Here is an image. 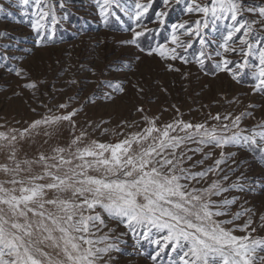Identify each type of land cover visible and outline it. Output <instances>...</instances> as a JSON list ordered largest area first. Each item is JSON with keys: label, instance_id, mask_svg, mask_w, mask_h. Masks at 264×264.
Returning <instances> with one entry per match:
<instances>
[{"label": "snow or ice", "instance_id": "obj_1", "mask_svg": "<svg viewBox=\"0 0 264 264\" xmlns=\"http://www.w3.org/2000/svg\"><path fill=\"white\" fill-rule=\"evenodd\" d=\"M112 2L104 0L101 16ZM19 3L27 6L30 0ZM34 3L36 19L31 28L39 35L45 28L42 21L51 15L55 23L57 17L53 11L45 10L48 5L43 0ZM150 3L151 0L148 4L137 0L132 16L135 26L129 29L131 37L121 43L139 47V39L153 32L143 21ZM163 3L168 6L169 0ZM186 12L199 14L200 18L193 23L171 25L166 44L150 49L141 47L140 51L158 56L169 72L181 71L175 66L176 61L194 62L203 69L205 59L214 55L219 58L214 64L216 71L226 72L236 83H242V74L251 70L252 91L264 94V6H249L245 0H207L203 4L189 0ZM245 13L256 18L247 19ZM165 15L156 13L161 25ZM222 21L226 35L210 55L203 32ZM256 25L260 26L259 31ZM193 38L200 40L201 51L190 58L188 50ZM229 55H238L242 60L235 62ZM250 57L257 62L251 63ZM233 64L235 71L230 67ZM126 67L131 71L130 65ZM9 71L24 76L23 69ZM24 87L36 89L37 83H26ZM108 87L115 93L125 92L119 83H109ZM133 87L138 94L144 91L139 85ZM105 98L113 97L106 93ZM235 102V98L226 100L229 104ZM58 108L67 109V105L62 103ZM136 111L141 113L143 126L137 121H122V128L135 126L139 130L115 133L123 137L115 143L89 139L88 132L81 129L66 146L57 145L50 153L40 152L34 158L20 159L18 145L36 135L51 138L63 124L74 132L77 109L42 116L22 130L0 131V152L6 153L7 160L0 163V174L6 177L0 180V264H112L111 253L120 249L116 243L108 242L119 239L110 236L115 229L108 227L109 221L161 248L170 244L180 264H264V255L259 254L264 252V237L252 235L257 227L253 226L255 213L251 209L232 213L231 218L217 219L229 216L237 198L216 201L212 197L233 189L243 191V186L235 183L224 186L219 180H212L207 187L195 186L206 181L209 174L224 171L221 165L236 155L224 152L228 146H258L264 152V146H260L264 143V123L257 125L262 130L254 128L248 134L240 128L241 120L252 115L248 111L235 116L231 112L209 113L208 119L216 121L211 126L207 121H185L179 109L176 118L164 123H158L160 118L149 116L142 107ZM189 143L197 146L188 148ZM209 146L220 149V157L212 166L193 171L210 158L212 153L204 152ZM197 153H203L202 159H193ZM188 161L192 163L185 167ZM223 180H228L227 174ZM241 216L248 218L236 224ZM259 221L258 227L264 228V214H260ZM104 228L108 231L96 237ZM236 231L245 234L236 235ZM158 235L160 238L152 239ZM157 256L152 257L153 261Z\"/></svg>", "mask_w": 264, "mask_h": 264}, {"label": "rangeland", "instance_id": "obj_2", "mask_svg": "<svg viewBox=\"0 0 264 264\" xmlns=\"http://www.w3.org/2000/svg\"><path fill=\"white\" fill-rule=\"evenodd\" d=\"M103 2L104 0H43L48 5L45 10L53 11L57 20L53 23L49 15L42 21L45 28L38 35L31 28L32 21L36 19L34 0H30L27 6L21 5L19 0H0V8L3 9L0 11V33L3 34L0 35V131L22 130L32 120L42 116L59 115L74 108L78 110L74 117L77 122L74 132L67 124H63L58 126L51 138L36 135L22 141L18 145L20 159L34 158L40 152L50 153L57 145L66 146L73 135H79L81 129L88 132L89 139L115 143L123 138L115 133L139 130L135 126L122 128V121H137L143 126L141 113L136 111L138 107H142L149 116H158V123L170 122L177 117L176 109H179L185 121H207L209 126L216 123L208 119L209 113L215 115L231 112L235 116L248 111L252 115L241 120L240 128L246 129L248 134L254 128L262 130L257 125L264 123V94L252 91L250 85L254 81L251 70L242 74V83H236L228 73L215 69V61L219 58L212 54L217 43L222 42L223 35H226L225 22H219L215 27L210 25L203 32V38L207 41L206 51L212 55L211 59H205L203 69L194 62L181 64L176 61L175 66L181 71L169 72L163 60L155 55H147L140 48L150 49L166 44L171 25L185 21L193 23L199 19V14L186 12L189 0H180L179 3L177 0H169L168 6L164 5L163 0H151L143 21L153 32L139 39V47L121 43L131 37L129 29L135 26L132 16L137 0H114L107 7L105 15L101 16L100 6ZM139 2L148 4L149 0ZM198 2L203 4L207 0ZM245 3L249 6H264V0H245ZM157 12L166 13L163 25L157 20ZM244 16L247 19L256 18L249 13ZM254 27L259 31V25ZM236 35L238 37L240 34ZM236 44L238 45V40ZM200 51V40L193 38L192 47L188 50L189 57L193 58ZM229 59L241 62L242 57L229 55ZM250 62L257 61L250 57ZM127 65L131 66V71ZM230 67L236 70L235 64ZM9 69H23V78ZM184 73L187 75L184 76ZM32 82L37 83L36 89L24 87L26 83ZM109 83L123 85L125 92H113L108 87ZM134 84L143 88V93L138 94ZM106 93L113 98L106 99ZM234 98L235 103H226V100ZM62 103L67 105V109L58 108ZM105 129L108 131L105 132ZM196 146L192 143L187 145L188 148ZM260 146H264V143ZM220 151L211 146L205 147L204 152L212 153L210 158L192 170L199 171L212 166L220 157ZM224 152H235L236 155L221 165L223 172L218 175L209 174L206 181L195 186L207 187L212 180H219L224 186L233 183L242 185L243 191L233 189L220 197H212L216 201L237 198L230 207L229 216L217 219L231 218L232 213L251 209L255 213L252 217L253 226L257 227L252 235L264 237V228L258 227L259 216L264 214V152L258 146H228ZM188 155L192 153L189 152ZM202 157L203 153H197L193 159L199 160ZM6 162V153L0 152V163ZM191 163L192 161H188L184 166L189 167ZM35 171L39 172V167ZM225 174L228 176L226 181L223 180ZM4 179L6 177L0 174V180ZM247 218L241 216L235 223L242 224ZM108 227L115 229L110 236L119 237L118 240L108 241L116 243L120 249L111 253L114 257L112 264H180L178 254L170 244L161 248L134 235L115 221H109ZM107 231L108 228H104L96 233V237ZM234 234L245 233L236 231ZM157 238L160 236L152 239ZM259 254L264 255V252ZM153 256H157L155 261Z\"/></svg>", "mask_w": 264, "mask_h": 264}]
</instances>
